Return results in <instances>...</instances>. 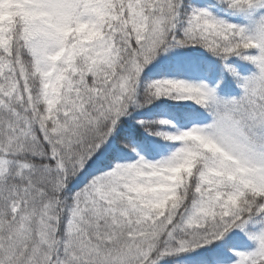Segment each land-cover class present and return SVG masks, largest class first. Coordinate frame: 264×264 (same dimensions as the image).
Listing matches in <instances>:
<instances>
[{
  "label": "snow or ice",
  "instance_id": "1",
  "mask_svg": "<svg viewBox=\"0 0 264 264\" xmlns=\"http://www.w3.org/2000/svg\"><path fill=\"white\" fill-rule=\"evenodd\" d=\"M0 264H264V0H0Z\"/></svg>",
  "mask_w": 264,
  "mask_h": 264
},
{
  "label": "trees",
  "instance_id": "2",
  "mask_svg": "<svg viewBox=\"0 0 264 264\" xmlns=\"http://www.w3.org/2000/svg\"><path fill=\"white\" fill-rule=\"evenodd\" d=\"M234 91H238V90H235V89H234Z\"/></svg>",
  "mask_w": 264,
  "mask_h": 264
}]
</instances>
